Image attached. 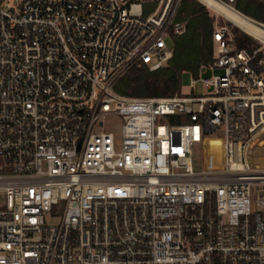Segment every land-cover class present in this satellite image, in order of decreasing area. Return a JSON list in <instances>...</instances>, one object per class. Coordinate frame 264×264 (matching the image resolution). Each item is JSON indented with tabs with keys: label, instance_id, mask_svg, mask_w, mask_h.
Segmentation results:
<instances>
[{
	"label": "built area",
	"instance_id": "built-area-1",
	"mask_svg": "<svg viewBox=\"0 0 264 264\" xmlns=\"http://www.w3.org/2000/svg\"><path fill=\"white\" fill-rule=\"evenodd\" d=\"M180 3L0 0V264H264V39L217 23L203 95L115 90Z\"/></svg>",
	"mask_w": 264,
	"mask_h": 264
},
{
	"label": "trees",
	"instance_id": "trees-1",
	"mask_svg": "<svg viewBox=\"0 0 264 264\" xmlns=\"http://www.w3.org/2000/svg\"><path fill=\"white\" fill-rule=\"evenodd\" d=\"M241 2L261 10V14H252L241 6ZM234 7L253 19L264 16V6L254 0H236ZM186 15L191 17L188 31L183 36L174 38V54L168 64L155 71H150L147 67L131 69L116 83L117 93L137 98L173 97L180 92L181 73L189 72L197 77L200 67L212 61L215 29L213 19L194 5L186 11ZM235 36L239 48L254 44L250 36L239 30L235 31Z\"/></svg>",
	"mask_w": 264,
	"mask_h": 264
},
{
	"label": "rangeland",
	"instance_id": "rangeland-1",
	"mask_svg": "<svg viewBox=\"0 0 264 264\" xmlns=\"http://www.w3.org/2000/svg\"><path fill=\"white\" fill-rule=\"evenodd\" d=\"M22 1L23 0H7V3H8L9 6L19 7ZM195 3H197V6H196ZM193 5L195 7H197L198 9L202 10L204 13H207L213 19V21H214V28H215V25L217 23H219V25H222V24H231L224 17L220 16L215 11H213L210 8H208L207 6H205L204 4H202L201 2H199L198 0H181L180 6H179V9H178V20H189L190 21L191 17H189V16L186 15V11H189V9ZM155 6H156L155 4L153 6H150V10L153 11L154 8H155ZM144 7L146 9L147 8V5H144ZM182 10L185 13L182 12ZM233 30H234V32L236 30H239V31L243 32L242 30H240L239 28L235 27L234 25H233ZM243 33H245V32H243ZM248 36H250V35H248ZM251 38L253 39V37H251ZM253 42L255 43V40L254 39H253ZM168 44H169L170 48L174 50V40H171V39L168 40ZM220 72H221L220 70H215L214 72L213 71H207L202 77L203 78H210L213 75L219 74ZM194 79H195V77L192 74H190L189 72H183V73H181V80H180V82H181V88H180V91L182 92V94H184V95H190V96H200V95H203L204 94L205 90H204V86L202 85L201 82H198V83L195 84V89H192L191 88L192 80H194ZM109 123H111L112 125H114L116 128H119L120 127V124H121V121L118 118H114ZM198 169H201V167H199Z\"/></svg>",
	"mask_w": 264,
	"mask_h": 264
},
{
	"label": "bare ground",
	"instance_id": "bare-ground-1",
	"mask_svg": "<svg viewBox=\"0 0 264 264\" xmlns=\"http://www.w3.org/2000/svg\"><path fill=\"white\" fill-rule=\"evenodd\" d=\"M208 8L224 17L235 27L256 39H264V26L246 17L232 6L220 0H198Z\"/></svg>",
	"mask_w": 264,
	"mask_h": 264
},
{
	"label": "crops",
	"instance_id": "crops-1",
	"mask_svg": "<svg viewBox=\"0 0 264 264\" xmlns=\"http://www.w3.org/2000/svg\"><path fill=\"white\" fill-rule=\"evenodd\" d=\"M254 1H256V2H258V4H262L263 6H264V0H254ZM241 6L243 7V8H245V9H247L249 12H251L252 14H261V10H258V9H255L254 7H249V6H247V5H245L244 4V2H241ZM237 10V9H236ZM238 11V10H237ZM240 12V11H239ZM240 13H242V12H240ZM243 15H245L244 13H242ZM246 17H249V16H247V15H245ZM249 18H251V17H249ZM251 20H254V21H256V22H262V23H264V16L262 17V18H258V19H253V18H251Z\"/></svg>",
	"mask_w": 264,
	"mask_h": 264
},
{
	"label": "water",
	"instance_id": "water-1",
	"mask_svg": "<svg viewBox=\"0 0 264 264\" xmlns=\"http://www.w3.org/2000/svg\"><path fill=\"white\" fill-rule=\"evenodd\" d=\"M236 10V9H235ZM249 18V17H248ZM251 19V18H250ZM254 21V20H253ZM232 24V23H231Z\"/></svg>",
	"mask_w": 264,
	"mask_h": 264
}]
</instances>
